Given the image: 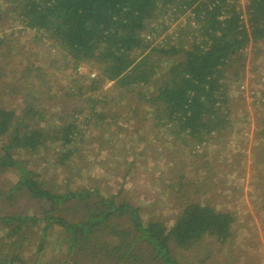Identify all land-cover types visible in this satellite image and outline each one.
<instances>
[{
  "label": "trees",
  "instance_id": "trees-1",
  "mask_svg": "<svg viewBox=\"0 0 264 264\" xmlns=\"http://www.w3.org/2000/svg\"><path fill=\"white\" fill-rule=\"evenodd\" d=\"M1 1V18L11 16L23 28L54 42L62 68L77 70L87 65L97 71L88 87L93 94L90 124L100 127L109 119L123 117V122L151 121L155 129L165 130L171 147L189 150L193 157L231 128L227 72L235 68L232 76L239 77L247 47L264 40V0H246L243 6L239 0ZM173 7L183 14L193 13L196 27L179 26L167 44L149 50L158 40L159 29L161 33L169 30L163 23L152 22ZM182 36L192 40V47L185 48ZM6 43L0 40V48ZM12 50L8 48L5 60ZM59 63L54 60L51 67ZM5 75L0 69V88ZM18 75L19 110L0 104V175L12 172L17 177L5 194L8 204L13 203V195L24 194L39 211L33 215L0 211L5 231L0 243L7 241L10 247L6 251L0 247V264H147L148 259L156 264H187L178 254L194 251L206 239L219 247L234 245L238 219L232 210L187 202L167 228L161 220L144 221L141 208L129 200L118 201L119 193L106 197L96 189H60L43 181L25 157L39 156L49 145L59 143L57 158L67 167L83 136L77 124L79 112L51 133L41 126L54 99L47 71L28 62ZM106 84H113L112 88L96 96ZM111 105L110 109L123 107L124 116L102 111ZM137 128L145 129L144 125ZM256 141L259 158L264 160V122ZM178 164L176 195L181 192L189 201L192 193L208 188V183L187 179V166H194L191 161ZM255 186L264 208V181ZM73 206L79 209L69 213L67 208ZM118 220L129 224L123 227ZM35 229L38 244L30 261L21 249ZM51 230L59 234L54 243L48 240ZM52 245L60 247L61 253L45 262L43 257ZM212 252L208 249L198 264H205Z\"/></svg>",
  "mask_w": 264,
  "mask_h": 264
},
{
  "label": "rangeland",
  "instance_id": "rangeland-1",
  "mask_svg": "<svg viewBox=\"0 0 264 264\" xmlns=\"http://www.w3.org/2000/svg\"><path fill=\"white\" fill-rule=\"evenodd\" d=\"M0 4L3 6L1 0ZM175 10L173 7L166 12ZM163 16L161 14L152 23H171V19L167 22ZM192 16V13L184 14V23L173 25L164 33L160 28L158 40L149 50L159 43L167 44L171 33L179 26L187 29ZM185 37H181L185 48L192 47V40ZM3 38L7 43L0 48V69L6 75L1 80L0 104L19 110L22 100L17 91L20 85L18 74L26 63L35 62L47 71L50 92L54 95L53 102L48 104L46 122L41 126L51 133L56 132L63 122L71 120L73 112H79L77 124L83 136L67 167L59 164V143L49 145L39 156L25 157L30 169L40 174L43 181L60 189H96L106 197L119 193L118 201L129 200L141 208L144 221L161 220L167 228L172 227L187 202H207L219 209L232 210L238 219L234 245L219 247L213 240L206 239L194 251L178 255L187 264H198V260L211 249V258L205 264H264V208L258 201L261 192L255 186L264 181V160L259 158L256 141V134L264 122V40L247 47L245 68L239 77L232 76L235 68L227 72L231 76L228 83L231 128L223 133L222 138L215 137L204 145L193 157V153L188 154L189 150L171 147L165 130L155 129L151 121L144 124L123 122V107L110 109L111 105L108 109H99L112 117L114 111L118 112L122 120L107 119L100 127L90 124V97L93 94L88 92V87L98 75L94 68L87 65H80L77 70L65 65L62 68L60 51L54 42L23 28L11 16L0 19V40ZM174 42L178 41L171 40ZM9 47L13 50L5 60ZM54 60L61 63L51 67ZM160 64L164 66L167 63ZM112 85L106 84L95 95L101 97ZM79 88L82 89L79 91ZM141 125L145 129L137 128ZM180 160L194 164L186 168L188 180L208 183V188L192 193L189 201L181 196V192L176 195L179 187L174 184L179 180L181 165H175ZM16 182V174L12 172L0 175V211L37 214L39 206L31 204L27 195H13L11 204L4 199ZM67 209L72 213L79 207ZM117 222L123 227L129 224L124 220ZM32 233L28 234V240L21 249L30 261L35 259L39 230ZM4 235L5 231L0 226V240ZM57 237L59 234L51 230L48 240L54 243ZM0 247L5 251L10 249L7 241L0 243ZM60 250V247L50 246L43 261L49 262L61 253ZM146 263L156 264L149 259Z\"/></svg>",
  "mask_w": 264,
  "mask_h": 264
},
{
  "label": "built area",
  "instance_id": "built-area-1",
  "mask_svg": "<svg viewBox=\"0 0 264 264\" xmlns=\"http://www.w3.org/2000/svg\"><path fill=\"white\" fill-rule=\"evenodd\" d=\"M246 3V0H239L238 1V4L240 5V6H243L244 4ZM187 13H190V11L189 12H187ZM184 14H186V13H184ZM184 14L183 13H180V12H178V10H175V11H173V12H169V13H167L166 15H164L163 16V18H165V21H170V19H171V23H169V24H167L168 25V27L170 28L171 26L173 27V25H174V27H175V25H179L180 23H184V20H183V16H184ZM192 18H191V21H190V23H189V25L190 26H192V27H196V24H195V20H194V14L192 13ZM223 19V18H222ZM165 23V22H164ZM163 23V24H164ZM166 24H164V25H166ZM166 25V26H167ZM175 30V29H174ZM171 35H172V33H171ZM151 40H153V38L151 37Z\"/></svg>",
  "mask_w": 264,
  "mask_h": 264
}]
</instances>
